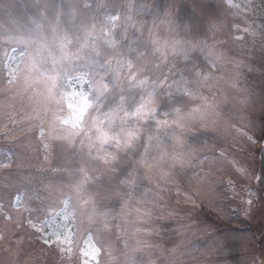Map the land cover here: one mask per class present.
Here are the masks:
<instances>
[{
	"label": "rangeland",
	"instance_id": "rangeland-1",
	"mask_svg": "<svg viewBox=\"0 0 264 264\" xmlns=\"http://www.w3.org/2000/svg\"><path fill=\"white\" fill-rule=\"evenodd\" d=\"M264 0H0V264H264Z\"/></svg>",
	"mask_w": 264,
	"mask_h": 264
},
{
	"label": "water",
	"instance_id": "water-1",
	"mask_svg": "<svg viewBox=\"0 0 264 264\" xmlns=\"http://www.w3.org/2000/svg\"><path fill=\"white\" fill-rule=\"evenodd\" d=\"M261 169L264 176V134H263V140L261 145Z\"/></svg>",
	"mask_w": 264,
	"mask_h": 264
},
{
	"label": "trees",
	"instance_id": "trees-1",
	"mask_svg": "<svg viewBox=\"0 0 264 264\" xmlns=\"http://www.w3.org/2000/svg\"><path fill=\"white\" fill-rule=\"evenodd\" d=\"M260 178H261V181L264 183V176H263V173H262V169L260 168ZM264 185V184H263Z\"/></svg>",
	"mask_w": 264,
	"mask_h": 264
}]
</instances>
